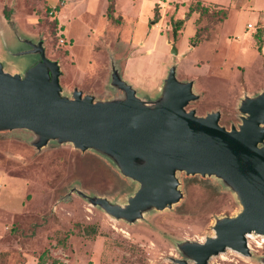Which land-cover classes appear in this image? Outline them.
I'll return each instance as SVG.
<instances>
[{
  "label": "rangeland",
  "instance_id": "374dc122",
  "mask_svg": "<svg viewBox=\"0 0 264 264\" xmlns=\"http://www.w3.org/2000/svg\"><path fill=\"white\" fill-rule=\"evenodd\" d=\"M217 1L223 5L113 0L109 18V0H63L52 18L57 0H0L1 68L23 76L39 60L25 53L33 50L27 42L42 41L45 57L59 65L61 97L73 100L77 90L94 102L124 99L112 80L116 71L147 107L165 98L173 71L198 96L186 112L198 118L218 112L222 127L239 130L246 117L239 111L242 102L264 91L257 45L250 43L256 30H264L254 24L264 1ZM220 9L227 10L222 22ZM178 20L183 25L174 37ZM172 45L177 55L170 53ZM36 141L27 130H0V264H196L185 247L205 245L220 223L242 212L237 193L220 179L181 171L176 203L143 207L132 221L117 218L87 198L125 208L138 183L105 154L70 143L38 149ZM77 225L93 226L95 236ZM248 236L246 253L225 248L206 264H264V237Z\"/></svg>",
  "mask_w": 264,
  "mask_h": 264
},
{
  "label": "water",
  "instance_id": "95a60500",
  "mask_svg": "<svg viewBox=\"0 0 264 264\" xmlns=\"http://www.w3.org/2000/svg\"><path fill=\"white\" fill-rule=\"evenodd\" d=\"M27 45L33 50L25 53H36L39 60L23 76L4 72L0 64V130H27L36 136L33 145L38 149L70 143L80 151L95 150L139 184L125 208L88 197L91 204L132 221L143 207L161 210L178 201L176 172L215 176L237 193L243 209L220 223L216 237L205 245L185 247L196 264H206L225 248L246 253V236L252 232L264 237V91L242 102V125L227 131L218 112L205 118L186 112L198 96L173 71L165 83V98L151 107L140 103L116 71L112 80L125 91L124 99L94 102L77 90L73 100L61 97L58 63L45 57L42 41ZM170 53L178 54L173 45Z\"/></svg>",
  "mask_w": 264,
  "mask_h": 264
},
{
  "label": "trees",
  "instance_id": "16d2710c",
  "mask_svg": "<svg viewBox=\"0 0 264 264\" xmlns=\"http://www.w3.org/2000/svg\"><path fill=\"white\" fill-rule=\"evenodd\" d=\"M109 5H108V17L110 18L111 17V15H112V13H111V11H112V9H113V0H109V3H108ZM59 6V5H58ZM58 8V7H57ZM205 9L203 10L204 11V13L205 14H207L209 17H212V13L211 12H209L208 10H207V8L206 7H204ZM194 12V11H196V12H198L199 10H195V9H192L191 7H190V11L189 12ZM200 12V11H199ZM220 13H221V17H220V19H219V21H223L225 18H226V16H227V10L226 9H220V11H219ZM115 21H119V19L118 18H116L115 19ZM183 25V21L182 20H178V21H176V22H174L173 23V25H172V27H173V31H172V34H173V36L175 37L176 36V33H177V31L180 29V27ZM263 33H264V30H261V29H258V30H256V32H255V34H254V37H255V39H256V45H257V50H258V52H260L261 51V43H262V41H263V38H261L262 37V35H263ZM220 124V123H219ZM196 176H199V175H196ZM79 228H81L82 229V231L84 232V234L85 235H87V236H89V237H94L95 236V234H96V230H95V228L93 227V226H85V227H83V226H80V225H77Z\"/></svg>",
  "mask_w": 264,
  "mask_h": 264
},
{
  "label": "crops",
  "instance_id": "0c3cea01",
  "mask_svg": "<svg viewBox=\"0 0 264 264\" xmlns=\"http://www.w3.org/2000/svg\"><path fill=\"white\" fill-rule=\"evenodd\" d=\"M202 1H204V2H208V3H214V4H217V5H223L222 4V2L221 1H206V0H202ZM261 1H264V0H261ZM58 9V8H57ZM253 12V11H252ZM255 12V11H254ZM228 16H229V14H228ZM254 24L255 25H257L258 23H262V24H264V8H257L256 9V12L254 13ZM227 19H228V17H227ZM227 19L224 21V23L227 21ZM224 23H223V25H224ZM250 25V24H249ZM252 25V24H251ZM247 27H248V25H247ZM248 28H250V29H254V26H251V27H248ZM255 34V33H254ZM254 34L253 35H251L252 36V38L250 39V43H251V45H253V44H256V42L254 41V39H255V37H254ZM256 40V39H255ZM255 42V43H254ZM259 60H260V62H261V67H262V70L264 69V37H263V41H262V43H261V51L259 52ZM263 62H262V61Z\"/></svg>",
  "mask_w": 264,
  "mask_h": 264
},
{
  "label": "built area",
  "instance_id": "2783aa9c",
  "mask_svg": "<svg viewBox=\"0 0 264 264\" xmlns=\"http://www.w3.org/2000/svg\"><path fill=\"white\" fill-rule=\"evenodd\" d=\"M57 1H58V5H59L60 3L63 2V0H57ZM58 5L53 6V7L51 8V10L49 11V15H50L52 18H55L54 16H55V14H56V12H57V7H58ZM248 27H251V25H248Z\"/></svg>",
  "mask_w": 264,
  "mask_h": 264
},
{
  "label": "bare ground",
  "instance_id": "6f19581e",
  "mask_svg": "<svg viewBox=\"0 0 264 264\" xmlns=\"http://www.w3.org/2000/svg\"><path fill=\"white\" fill-rule=\"evenodd\" d=\"M250 239H252L251 237H250V235L248 236Z\"/></svg>",
  "mask_w": 264,
  "mask_h": 264
}]
</instances>
